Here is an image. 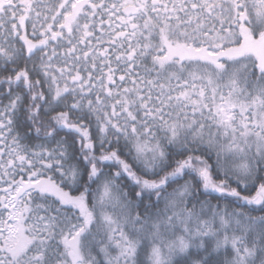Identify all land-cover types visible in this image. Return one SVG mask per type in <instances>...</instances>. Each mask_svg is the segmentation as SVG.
Returning <instances> with one entry per match:
<instances>
[{
	"label": "snow or ice",
	"instance_id": "snow-or-ice-1",
	"mask_svg": "<svg viewBox=\"0 0 264 264\" xmlns=\"http://www.w3.org/2000/svg\"><path fill=\"white\" fill-rule=\"evenodd\" d=\"M0 264H264V0H0Z\"/></svg>",
	"mask_w": 264,
	"mask_h": 264
}]
</instances>
